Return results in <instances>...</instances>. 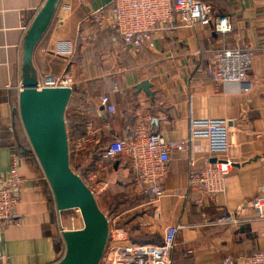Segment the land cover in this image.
<instances>
[{
    "label": "crops",
    "instance_id": "0c3cea01",
    "mask_svg": "<svg viewBox=\"0 0 264 264\" xmlns=\"http://www.w3.org/2000/svg\"><path fill=\"white\" fill-rule=\"evenodd\" d=\"M110 1L58 0L52 20L33 51L37 79L62 73L71 78L72 95L64 114L67 137L74 140L83 136L86 121L92 123L89 148L73 156L77 169L70 168L82 178L95 171L98 154L128 134L138 113L146 117L148 132L160 133L168 141L187 137L190 118L226 120L225 159L231 170L222 192L213 201L190 193V154L174 153L162 197L153 205H145L150 207L131 224L138 219L154 224L158 238L146 241L154 242L151 244L161 242L166 226H183L176 236L172 264H222L227 256L236 259L264 252V217L256 218L248 205L254 196L264 194V0H206L213 7L214 17L228 19L230 32L216 34L215 22L166 31L153 36L151 49L134 55L113 50L112 32L86 40L90 27L82 20ZM44 2L0 0V172L7 170L13 153L5 131L12 113L18 114L23 39ZM60 42L72 45L71 56L56 54ZM218 49L253 51L243 83L217 85L209 80L203 52ZM143 81L150 84L151 96L136 89ZM104 95L115 107L112 116L100 105ZM204 145L203 141L194 145L192 158L197 168L205 163ZM18 170L27 183L16 222L0 234V255L6 256L9 264H54L61 259L65 246L56 233L51 189L32 149L28 157L19 159ZM86 185L95 198L113 189L138 198L133 176L117 162L106 172H96L93 182ZM224 215H236L239 222L210 224Z\"/></svg>",
    "mask_w": 264,
    "mask_h": 264
},
{
    "label": "built area",
    "instance_id": "2783aa9c",
    "mask_svg": "<svg viewBox=\"0 0 264 264\" xmlns=\"http://www.w3.org/2000/svg\"><path fill=\"white\" fill-rule=\"evenodd\" d=\"M212 22H215L216 34L224 35L231 30L226 17L213 16V7L206 0H111L108 6L92 11L82 20V24L90 27L87 41L109 30L113 33L110 38L113 50L132 55L151 49L154 35L180 28L189 30L196 25L206 26ZM72 53L70 43H59L56 51L58 56H71ZM203 53L207 56L205 71L212 83L241 84L246 80V70L250 67L253 55L251 49H218ZM70 85L71 78L66 73L59 76L46 74L37 79L36 89L70 88ZM99 101L106 114L112 116L115 107L109 97L101 96ZM162 119L165 120V117ZM85 128L83 136L74 140L68 138L69 154L77 155L89 148L92 123L86 121ZM7 130L12 132L10 125ZM201 141L205 143V163L197 168L192 154L195 143ZM181 152L190 154L188 191L213 201L222 192L225 177L231 170L230 163L225 159L228 153V122L223 119L190 118L187 137L182 141H168L160 133L148 132L146 117L138 113L128 134L110 142L98 154L96 170L87 172L83 178L78 175L88 184L93 182L96 172H106L113 162H117L133 176L134 193L141 199L142 206L153 205L163 195L170 156ZM212 159L214 162L209 161ZM18 162L12 153L7 170L0 172V234L16 222L17 208L27 183L19 174ZM248 205L256 218L264 217L263 193L254 196ZM53 215L56 233L60 238L66 231L82 228L75 222L76 218L81 219L78 209L59 211L54 204ZM68 220L69 224L66 223ZM238 222L236 215H224L210 224L236 225ZM182 229L180 225L166 226L158 244H111L107 241L98 264H172L176 236ZM0 264H9L8 258L0 255ZM222 264H264V252L256 251L236 259L227 256L223 258Z\"/></svg>",
    "mask_w": 264,
    "mask_h": 264
},
{
    "label": "water",
    "instance_id": "95a60500",
    "mask_svg": "<svg viewBox=\"0 0 264 264\" xmlns=\"http://www.w3.org/2000/svg\"><path fill=\"white\" fill-rule=\"evenodd\" d=\"M57 3L58 0H45L24 36L18 115L57 210L78 209L82 219L81 229L62 234L64 254L54 264H98L108 241L109 226L90 189L70 168L64 114L72 90L62 87L38 91L32 65L34 48L47 30ZM136 89L151 96L148 82H141Z\"/></svg>",
    "mask_w": 264,
    "mask_h": 264
},
{
    "label": "rangeland",
    "instance_id": "374dc122",
    "mask_svg": "<svg viewBox=\"0 0 264 264\" xmlns=\"http://www.w3.org/2000/svg\"><path fill=\"white\" fill-rule=\"evenodd\" d=\"M67 130V128H66ZM74 154H70V167L74 170L77 169L76 160L73 159ZM119 189V188H118ZM131 193L124 190H108L104 195L96 197L97 204L101 212L105 215L108 226L109 236L108 242L111 244H132L139 245L145 244L140 242H146L149 239H157V229L152 223H145L146 221H134L140 216V213L146 212L150 206H142L141 199L130 197ZM71 216L72 214L69 213ZM77 222L82 227V220L76 218ZM69 224V220L66 221ZM154 243V242H146ZM64 254H61V258Z\"/></svg>",
    "mask_w": 264,
    "mask_h": 264
},
{
    "label": "trees",
    "instance_id": "16d2710c",
    "mask_svg": "<svg viewBox=\"0 0 264 264\" xmlns=\"http://www.w3.org/2000/svg\"><path fill=\"white\" fill-rule=\"evenodd\" d=\"M105 32L110 33L109 30H106ZM10 126L12 128V132H9L8 130L5 131L7 136L10 137V149L16 155L18 160L22 157H28L31 153V148L24 134L19 115L17 113H12L10 117ZM68 138L71 140L69 136Z\"/></svg>",
    "mask_w": 264,
    "mask_h": 264
}]
</instances>
